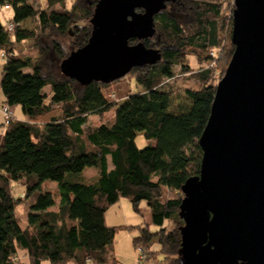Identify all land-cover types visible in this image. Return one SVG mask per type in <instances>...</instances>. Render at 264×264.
I'll use <instances>...</instances> for the list:
<instances>
[{"label": "trees", "instance_id": "16d2710c", "mask_svg": "<svg viewBox=\"0 0 264 264\" xmlns=\"http://www.w3.org/2000/svg\"><path fill=\"white\" fill-rule=\"evenodd\" d=\"M98 2L75 0L70 9L48 11L37 9L30 0H0V9L13 7L9 20L15 25L10 30L0 19V54L6 59L1 80L4 104L12 109L20 106L26 117L4 124L0 140V264H21L19 252L27 254L30 264H86L87 259L106 264L118 231L135 227L106 221L109 208L124 197L136 213H142V202L149 210L150 221L137 227L139 234L133 239L134 246L149 255L147 264H182V186L200 175L203 149L199 140L211 114L216 85L210 82L211 70L204 69L198 74L202 86L186 89L175 103L164 81L173 77L176 65L189 70V64L184 65L187 49L198 52L199 60L210 59L209 51L221 44L229 13L231 34L235 4L231 0H168L167 7L155 15V33L142 40L159 50L161 60L133 67L128 74L143 90L118 103L104 92L109 83L82 84L49 73L51 56L63 61L88 42ZM27 19L37 21L39 31L22 28ZM71 31L74 48L70 52L58 40L45 41ZM28 40L38 49L36 59L17 51ZM138 41L134 38L129 43ZM234 49L231 39L227 63ZM112 109V124L87 126L91 115ZM138 133L150 141L145 148L137 145ZM88 168L96 170L93 177L85 176ZM21 180L26 193L17 198L12 182ZM47 180L57 182L58 188L36 194ZM163 189L177 195L164 200ZM35 194L27 224L22 226L17 208ZM169 220L175 222L172 229L164 226ZM156 242L158 250L152 248Z\"/></svg>", "mask_w": 264, "mask_h": 264}, {"label": "water", "instance_id": "95a60500", "mask_svg": "<svg viewBox=\"0 0 264 264\" xmlns=\"http://www.w3.org/2000/svg\"><path fill=\"white\" fill-rule=\"evenodd\" d=\"M167 1L99 0L91 36L62 61L64 75L110 83L160 61L142 40L155 33ZM231 39L199 140L201 172L182 186V264H264V0H235Z\"/></svg>", "mask_w": 264, "mask_h": 264}, {"label": "rangeland", "instance_id": "374dc122", "mask_svg": "<svg viewBox=\"0 0 264 264\" xmlns=\"http://www.w3.org/2000/svg\"><path fill=\"white\" fill-rule=\"evenodd\" d=\"M34 6L41 10H48L51 9H70L75 0H30ZM175 3L173 1V12H174ZM231 7V6H230ZM230 8H227V10ZM14 16V9L13 7H1L0 9V19L3 24L7 25L9 19ZM228 21L225 26V29L221 33V44L219 47L213 48L209 51V58H205L203 60H199L197 53H195L192 49L186 50V56L184 59V65L189 64V70L184 71V67L182 65H176L173 67V77L166 79L164 81L166 88H168L173 94L174 102L180 100L183 96L186 89H198L202 86V82L199 78L200 71L204 69H210V82L217 86L218 82L224 76L226 69L228 67L229 62L226 61V52L228 51L231 45V34L229 33L230 30V13L228 15ZM84 23V22H83ZM80 24H82L80 22ZM229 26V28H228ZM22 28L30 29V30H38V23L33 19H27L21 24ZM233 27V26H232ZM233 29V28H232ZM58 40L66 51L73 50V39L74 33L71 31L67 35H60L56 34L54 36H50L46 41L47 44H50L52 40ZM17 51L23 56H31L33 59H36L39 56V52L37 47L34 46L31 40L24 41L17 46ZM51 67L49 73L56 77L64 76V73L61 70L62 60L59 59L57 56H51ZM6 63V59L0 54V105L4 103V94L1 88V80L3 75L4 65ZM119 82L109 83L108 87L104 89L105 94L110 95L113 101L118 103L125 100L127 95L133 92L142 91L143 88L139 86L136 81L127 74L125 77L119 79ZM49 88V87H47ZM14 117L20 118L23 115L22 109L20 106H16L13 109ZM115 119V111L112 109L108 113L103 115H91L89 117L87 126H97L102 123L112 124ZM4 115L0 110V134L4 130ZM137 145L139 148H145L150 144V141L145 139L142 133H138L136 138ZM85 176L90 178L95 175L94 168H88L85 170ZM58 188L57 182L47 180L43 183L41 190H38L36 194L40 193L41 191L51 190L54 191ZM12 190L17 198H22L23 195L26 193V187L24 185V180L19 182H12ZM163 199H167L172 196H176L177 193L174 191H170L167 189H163ZM35 195L31 196L30 198H25L21 201L17 208V216L21 220L22 226H26L27 224V215L29 212V208L32 205ZM142 213H136L133 209V205L129 198L124 197L121 199L119 204L114 205L107 211V222L109 224H122L125 221V217L122 215L124 214L126 218H128V222H131L132 226H135L131 230H120L115 236L113 246L108 249L106 254V264H139V257L140 252L134 246L133 239L139 234L137 229L138 226H143L146 222L150 221V213L147 209V205L145 202L141 203ZM167 229H172L175 226L174 221H166L165 225ZM151 229L154 231L156 228L151 226ZM154 239L153 241H156ZM152 248L155 250L159 249V244L156 242L152 245ZM19 261L21 264H30L28 256L24 252H19ZM74 264V263H71Z\"/></svg>", "mask_w": 264, "mask_h": 264}, {"label": "built area", "instance_id": "2783aa9c", "mask_svg": "<svg viewBox=\"0 0 264 264\" xmlns=\"http://www.w3.org/2000/svg\"><path fill=\"white\" fill-rule=\"evenodd\" d=\"M231 1H233V3L235 4V0H231ZM6 7L8 8L9 6H6ZM14 27H15L14 23L11 20H9L7 22V28L10 30H13ZM2 56L5 57L4 54H2ZM0 110L2 111V113L4 115V119H5L4 124L6 125L9 123V121L12 118H14V112L10 106H8L4 103L2 105H0ZM136 249L140 252L139 264H147V261L149 259V255L145 254L143 248L140 246H138ZM86 264H93L92 259H87Z\"/></svg>", "mask_w": 264, "mask_h": 264}, {"label": "crops", "instance_id": "0c3cea01", "mask_svg": "<svg viewBox=\"0 0 264 264\" xmlns=\"http://www.w3.org/2000/svg\"><path fill=\"white\" fill-rule=\"evenodd\" d=\"M4 99H5V97H4ZM12 110H13V109H12ZM19 119H26V117H25L24 114H23ZM3 135H4V130L2 131V134H0V140H2ZM95 174H96V170H95ZM120 201H121V200H120ZM120 201H119V202H120ZM119 202H118L117 204H119ZM117 204H115V205H117ZM113 206H114V205H113ZM113 206H111V207H113ZM111 207H110V208H111ZM110 208H109V209H110ZM123 216L125 217V221H124L122 224H125V225H132L131 222H128V220H127L128 218H126V216H125L124 214L122 215V217H123ZM106 221H107V213H106ZM107 223H108V222H107ZM108 224H109V223H108ZM122 224H116V225H122ZM109 225H113V224H109Z\"/></svg>", "mask_w": 264, "mask_h": 264}]
</instances>
